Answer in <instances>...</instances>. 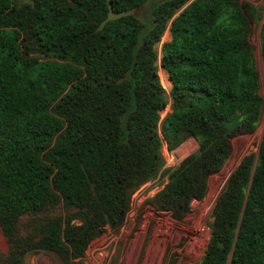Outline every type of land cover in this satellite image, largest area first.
Here are the masks:
<instances>
[{
	"label": "trees",
	"instance_id": "1",
	"mask_svg": "<svg viewBox=\"0 0 264 264\" xmlns=\"http://www.w3.org/2000/svg\"><path fill=\"white\" fill-rule=\"evenodd\" d=\"M109 1L122 11L148 0ZM107 12V0H0V232L8 245L0 264H26L40 251L78 264L94 238L123 225L133 192L160 170L167 182L153 205L183 220L230 157L232 138L257 127L251 2L164 0L150 23L129 15L97 31ZM260 35L264 69V21ZM188 138L198 148L166 169L163 145L172 151ZM58 205L69 212L20 233L25 215ZM212 217L199 264H264V131Z\"/></svg>",
	"mask_w": 264,
	"mask_h": 264
},
{
	"label": "rangeland",
	"instance_id": "2",
	"mask_svg": "<svg viewBox=\"0 0 264 264\" xmlns=\"http://www.w3.org/2000/svg\"><path fill=\"white\" fill-rule=\"evenodd\" d=\"M28 0H17L18 4ZM164 0H148L139 7L136 15L150 23L151 8ZM251 2L256 14L251 19L250 42L253 45L255 66L259 74V93L262 96L260 116L255 131L232 138V153L222 169L208 181V190L201 200H193L189 213L181 221H175L165 211L153 205L154 195L167 182V171L160 170L151 181L140 186L131 196V205L125 222L117 229L106 228L94 238L85 255L78 264H166L173 259L175 264H199L210 237L212 211L216 199L224 189L227 180L243 158L258 151L264 131V69L260 52V30L264 21V0H245ZM169 40V32L164 31L155 49L160 58V47ZM159 61V59H158ZM157 61V64H158ZM158 75L167 97L171 88L165 71L159 69ZM170 81V80H169ZM170 111L169 105L160 113L163 118ZM198 148L195 138H188L179 147L168 151L163 145L162 153L165 168L175 167L183 158ZM72 211V209H69ZM69 211L58 205L25 215L19 223V231L27 234L34 225L51 217H63ZM8 248L5 237L0 232V260ZM26 264H62L57 256L48 251L30 253L25 257Z\"/></svg>",
	"mask_w": 264,
	"mask_h": 264
},
{
	"label": "water",
	"instance_id": "3",
	"mask_svg": "<svg viewBox=\"0 0 264 264\" xmlns=\"http://www.w3.org/2000/svg\"><path fill=\"white\" fill-rule=\"evenodd\" d=\"M107 6H108L107 15L104 19L101 20V22L97 26L96 28L97 31L101 30L104 24L110 20L119 19L121 17L129 16V15H136V11L139 9V7H135L131 9H125L122 11H114L109 0H107ZM219 245L222 246L221 243Z\"/></svg>",
	"mask_w": 264,
	"mask_h": 264
},
{
	"label": "crops",
	"instance_id": "4",
	"mask_svg": "<svg viewBox=\"0 0 264 264\" xmlns=\"http://www.w3.org/2000/svg\"><path fill=\"white\" fill-rule=\"evenodd\" d=\"M168 83H170V81L168 80Z\"/></svg>",
	"mask_w": 264,
	"mask_h": 264
}]
</instances>
